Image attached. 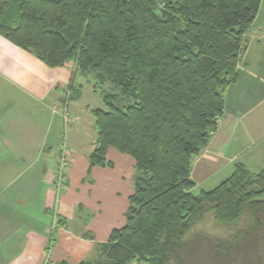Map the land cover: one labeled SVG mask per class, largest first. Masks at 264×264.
Segmentation results:
<instances>
[{"label":"trees","instance_id":"1","mask_svg":"<svg viewBox=\"0 0 264 264\" xmlns=\"http://www.w3.org/2000/svg\"><path fill=\"white\" fill-rule=\"evenodd\" d=\"M261 2L0 0V36L51 67L74 60L102 86L107 110L92 111L98 139L89 170L114 166L110 148L136 163L126 225L113 228L98 258L84 264H180L208 211L218 224L236 227L228 239L211 240V256L239 259L257 248L253 241L264 243V170L239 163L198 194L191 178L224 114L243 36ZM258 260L264 264L263 253Z\"/></svg>","mask_w":264,"mask_h":264},{"label":"crops","instance_id":"2","mask_svg":"<svg viewBox=\"0 0 264 264\" xmlns=\"http://www.w3.org/2000/svg\"><path fill=\"white\" fill-rule=\"evenodd\" d=\"M243 46L237 80L225 91L224 114L194 160L196 194L217 187L239 163L253 173L264 170V0ZM101 91L74 60L51 67L0 36V264H69L64 249L71 241L84 255L79 264L91 261L85 260L91 249L99 256V244L113 229L107 222L97 239L87 213L97 212L91 209L97 166L89 170V156L98 139L92 111L107 110ZM77 92V99L70 98ZM68 96L70 123L62 116ZM63 144L71 159L67 187L58 192L53 181ZM54 214L63 223L51 246Z\"/></svg>","mask_w":264,"mask_h":264},{"label":"rangeland","instance_id":"3","mask_svg":"<svg viewBox=\"0 0 264 264\" xmlns=\"http://www.w3.org/2000/svg\"><path fill=\"white\" fill-rule=\"evenodd\" d=\"M108 158L113 162V167H96L95 178L97 181L94 185L91 209L97 212L95 213L92 210L87 212L90 226L98 231L97 239L102 238V235L101 237L99 236V230L107 222L112 228H121L126 225V216L130 208V196L134 192L137 173L136 163L132 156L111 149L110 157ZM243 225V222L238 224L239 227ZM234 227L218 224L214 219L213 212H206L202 221L192 229L187 239L188 248L183 252L180 264H258V256L262 253L264 255V243L260 240L253 241V244L257 245V248L255 247L257 250L247 248L244 255L239 259L235 256H232L229 260L223 259L224 257L220 259L219 257L211 256V240L228 239L235 230L236 227ZM195 235H199L196 241L195 239L192 240ZM76 246H78L77 243L71 241L64 249L67 259L70 256L69 264H79L77 260L82 254L79 250L74 249ZM86 248L89 250L91 246ZM83 256L80 258H83ZM97 258L95 250L91 249L85 260L93 261ZM130 264H137V262L132 261ZM172 264H175V262Z\"/></svg>","mask_w":264,"mask_h":264},{"label":"built area","instance_id":"4","mask_svg":"<svg viewBox=\"0 0 264 264\" xmlns=\"http://www.w3.org/2000/svg\"><path fill=\"white\" fill-rule=\"evenodd\" d=\"M69 101V96L67 97L66 101L63 103L62 106V116L64 117V120L66 123L71 122V117H70V112L68 109V101ZM70 150L63 144V147L60 150L59 157H58V165L57 169L54 173V187L58 192H61L67 187V168L70 164ZM62 223L57 214H54L53 221L50 227V243L52 246L53 241L55 240V233L58 230V228H61ZM48 264V262L46 263Z\"/></svg>","mask_w":264,"mask_h":264}]
</instances>
